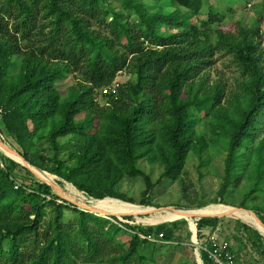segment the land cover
<instances>
[{
  "label": "trees",
  "instance_id": "trees-1",
  "mask_svg": "<svg viewBox=\"0 0 264 264\" xmlns=\"http://www.w3.org/2000/svg\"><path fill=\"white\" fill-rule=\"evenodd\" d=\"M223 21L209 0H0V133L14 140L34 173L59 178L76 194L53 189L63 199L112 216L47 200L44 184L14 189L21 166L0 139L9 159L0 157V264H152L154 245L138 235L162 233L171 242L173 230L131 227L115 217L155 210L149 201L154 187L179 178L190 154L201 160L210 148L224 154L221 199L194 209L193 222L226 210L222 197L248 169L254 183L245 199L264 185L259 33L242 24L236 33L224 32L218 28ZM219 53L240 73L234 91L211 84L205 74ZM122 72L132 80L99 103L98 92ZM68 77L74 83L62 93L58 84ZM141 160L162 168L155 184ZM126 178L143 181L139 202L121 192ZM129 207L137 213H123ZM239 209L245 213L238 217L264 232L250 209ZM65 211L77 215L74 224H63ZM220 220L205 217L193 225L198 233L212 231ZM200 258L211 264L204 252Z\"/></svg>",
  "mask_w": 264,
  "mask_h": 264
},
{
  "label": "rangeland",
  "instance_id": "rangeland-1",
  "mask_svg": "<svg viewBox=\"0 0 264 264\" xmlns=\"http://www.w3.org/2000/svg\"><path fill=\"white\" fill-rule=\"evenodd\" d=\"M209 3L215 6L220 14H224V21L218 26V28L222 29L224 32L236 33L238 24L258 29V41L263 51L262 66L264 70V9L262 7V0H209ZM212 60L214 64L207 69L205 73L209 82L211 84L221 82L226 86V92L234 91L236 89L235 83L239 80L240 73L232 62V58L228 55L219 53L216 54ZM131 80L132 77L129 74L122 72L117 75L115 82L122 85ZM73 83L74 79L68 77L58 84V88L64 93ZM101 95V92H98L97 101L99 103H104L105 100ZM205 123L206 120L201 122L204 131ZM0 134L2 136L0 139L5 145H9L11 148V150H8L6 153L17 163L23 164L18 156L13 153V150L19 153V149L14 140L3 132ZM65 141V138L61 139L60 143L62 144ZM66 154L67 153H63L61 157H66ZM0 157L5 160L8 159L1 151ZM223 161L224 154L218 153L217 150L213 148L208 149L201 160L194 154H190L185 161L183 173L179 178L176 180L164 178L154 187L149 197V201L153 206L152 208L155 210H169L172 214L159 216L154 212L155 210L145 209L141 212L142 215H138V218L131 216L132 220L130 221L124 219L127 216L121 218L115 217L120 223L127 224L131 227L139 226L148 229L165 224L167 225L166 228L173 230L171 244L162 246L154 245V247L150 248L149 251L153 260L152 264H202L200 254L194 242L196 241L199 244L203 243V238L205 236H203V231L201 233L197 232V228L193 225V223L196 224L197 220L195 219L193 222L191 217L199 215L196 214L194 210L197 207L215 205L211 203L221 199L218 193L223 183ZM138 165L144 173L150 177L153 184L157 182L162 174V168L158 164L151 165L145 160H141ZM14 175L16 181L25 187H32L35 184H44L48 186L50 189L49 195H44L47 200L55 197L58 199L57 203H61V200H64L78 209L77 205L67 199H63L59 193L53 190L59 189L70 197L76 196L75 193L64 187V181L61 179L57 178L58 184L52 180L51 177H47L40 173L34 175L22 166L21 168H15ZM253 183L254 171L250 168L246 171L238 185L229 186L227 192L222 197V201L228 205H223V207L227 208L226 210L217 212V215H225L221 220L224 219L227 223L226 230L220 233L219 231L217 232L222 238L227 236V232H230L232 225H238L242 230L245 227L251 230V232L256 231L252 223L237 216L239 212L245 213L239 209L242 204L250 209L248 212H252L258 220H260V217L264 218V185L259 186L254 194L248 199H245V196L253 189ZM144 189L145 185L143 181L138 178H126L120 186L121 192L136 202L141 200ZM136 210V207H129L125 209L123 213L136 214ZM110 218L111 217H108L107 219ZM76 219L77 215L75 213L65 211L63 224H74ZM161 231L163 230L161 229ZM259 232L264 235V232ZM239 235L240 237L238 240H245L242 233H239ZM234 242L240 244L236 240ZM262 252L264 253V246L261 249L252 248L254 264H264V255H262Z\"/></svg>",
  "mask_w": 264,
  "mask_h": 264
},
{
  "label": "built area",
  "instance_id": "built-area-1",
  "mask_svg": "<svg viewBox=\"0 0 264 264\" xmlns=\"http://www.w3.org/2000/svg\"><path fill=\"white\" fill-rule=\"evenodd\" d=\"M119 84L114 81V83L107 88L102 89L101 96L108 94H116L117 88ZM0 137L1 134H0ZM14 189L19 188L21 185L16 181L13 182ZM142 240L152 244V245H167L171 244V242H166L163 238L162 233L154 234H139L138 235ZM203 243L199 244L198 242H194L197 247V251L199 254L204 252L207 255V258L211 264H236L234 255L231 253L229 249V245L225 242L220 241L219 236L216 232H212L210 234H204ZM201 259V258H200Z\"/></svg>",
  "mask_w": 264,
  "mask_h": 264
},
{
  "label": "crops",
  "instance_id": "crops-1",
  "mask_svg": "<svg viewBox=\"0 0 264 264\" xmlns=\"http://www.w3.org/2000/svg\"><path fill=\"white\" fill-rule=\"evenodd\" d=\"M226 221L224 219L220 220L219 225L214 229V231H211L209 228H206L203 230L204 234H209L211 232H218L226 230ZM231 225V224H230ZM229 225V226H230ZM228 226V227H229ZM240 227V226H239ZM238 225H232L230 232H227V236L222 238V236H219L220 241L225 242L229 245V249L231 253L234 255L235 263L236 264H254L253 263V254H252V242H255V244L264 246V243L261 241H258L255 239L254 234L251 232V230H245L240 229ZM239 233H242V235L245 237V240L241 239L238 240L240 237ZM239 242L240 244L235 243L234 241ZM255 258V257H254Z\"/></svg>",
  "mask_w": 264,
  "mask_h": 264
},
{
  "label": "water",
  "instance_id": "water-1",
  "mask_svg": "<svg viewBox=\"0 0 264 264\" xmlns=\"http://www.w3.org/2000/svg\"><path fill=\"white\" fill-rule=\"evenodd\" d=\"M1 145V144H0ZM13 153L15 154V155H17L21 160H22V162H23V164H19L20 166H22V167H24V168H26L28 171H30L32 174H36V173H34V171H32V169H35V168H33L32 166H30L21 156H20V154L18 153V152H16L15 150H13ZM14 162V161H13ZM18 164V163H17ZM39 171V170H38ZM41 173H45V172H42V171H40ZM104 200V199H103ZM78 209L79 210H81V211H84V212H87V213H90V214H94L95 216H99V217H102V218H108V217H106V216H101L99 213H97V212H90V211H87V210H82V209H80V207H78ZM242 211H244V210H242ZM246 212H248V211H246ZM125 216H127V217H131L132 215H125ZM112 217V216H111ZM113 217H115V216H113ZM205 217H210V218H222V217H225V215H217V216H198L197 218H196V220L198 221V220H200L201 218H205ZM193 219H195V218H193ZM258 222H259V224L261 225V226H263L264 227V225L262 224V222L260 221V220H258ZM195 227H196V224H195ZM256 231L261 235V236H263L264 237V235L262 234V233H260L257 229H256Z\"/></svg>",
  "mask_w": 264,
  "mask_h": 264
}]
</instances>
